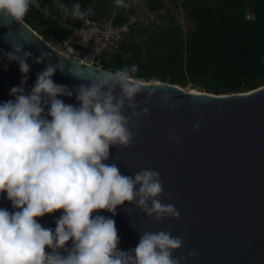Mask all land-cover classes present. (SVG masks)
Returning a JSON list of instances; mask_svg holds the SVG:
<instances>
[{"label":"clouds","instance_id":"9594fccd","mask_svg":"<svg viewBox=\"0 0 264 264\" xmlns=\"http://www.w3.org/2000/svg\"><path fill=\"white\" fill-rule=\"evenodd\" d=\"M115 3L126 6L127 0ZM55 6L65 18L93 11L79 0L71 6L56 0ZM32 7L40 8L41 0H0V24L22 21ZM15 35L19 42L5 39L12 47L3 54L24 75L9 89L11 98L0 101V194L12 204L11 210L0 207V264H183L186 257L174 254L182 248L183 237L163 228L140 231L135 247L118 246L114 216L125 201L157 222L180 215L174 202L160 198L164 189L157 169L124 173L110 153L112 147L135 142L140 118L149 112L136 99L147 89L146 104L154 92L136 75L139 65L94 69L85 75L66 64V58L77 62L69 57L58 55L53 63L50 52L33 56L23 50L28 40L22 33L17 30ZM29 58L47 61L30 89L25 86ZM66 67L82 82L73 87L56 82L54 73ZM73 95L74 103L62 98ZM169 98L165 93L159 100L169 103ZM193 127L199 128V121ZM168 136L178 139L171 132ZM57 209L63 211L55 217L54 228L37 219Z\"/></svg>","mask_w":264,"mask_h":264},{"label":"water","instance_id":"95a60500","mask_svg":"<svg viewBox=\"0 0 264 264\" xmlns=\"http://www.w3.org/2000/svg\"><path fill=\"white\" fill-rule=\"evenodd\" d=\"M9 29L12 32L4 38ZM17 30L28 40L23 50L33 56L50 52L53 63L58 55L69 57L23 20L0 24V101L11 98L9 89L20 84L24 75L18 63L3 54L12 47L5 39L19 42ZM75 61L65 60L85 75L101 69ZM27 62L30 71L25 86L30 89L47 61L35 63L29 58ZM53 79L69 87L82 82L67 67L57 69ZM143 81L154 88L153 95L145 104V89L136 99L149 112L140 118L135 142L126 148L112 147L110 153L124 173L157 169L164 189L160 198L165 203L174 202L180 215L157 222L125 201L114 216L118 246L135 247L140 231L163 228L183 237L182 248L174 253L186 257L183 264H264V85L244 92L213 94L159 80ZM165 93L169 103L159 100ZM62 98L76 102L75 95ZM197 121L200 127L194 128ZM170 132L178 139H170ZM0 207L12 208L4 194H0ZM62 211L57 209L37 219L54 228L55 217ZM98 211L112 215L106 209ZM191 250H195L194 256L188 255Z\"/></svg>","mask_w":264,"mask_h":264},{"label":"trees","instance_id":"16d2710c","mask_svg":"<svg viewBox=\"0 0 264 264\" xmlns=\"http://www.w3.org/2000/svg\"><path fill=\"white\" fill-rule=\"evenodd\" d=\"M131 1L122 6L115 0H79L93 11L65 18L56 0H41V7H32L23 21L52 44L69 39L73 29L86 22L126 24L127 31L113 44L118 46L100 55L99 66L114 69L136 63L142 80L190 85L213 94L264 85V0H181L176 11L189 23L188 30L166 11V0H144L160 25L150 29L130 23ZM62 2L71 6L74 0Z\"/></svg>","mask_w":264,"mask_h":264},{"label":"built area","instance_id":"2783aa9c","mask_svg":"<svg viewBox=\"0 0 264 264\" xmlns=\"http://www.w3.org/2000/svg\"><path fill=\"white\" fill-rule=\"evenodd\" d=\"M127 29L126 24H99L90 21L73 29L77 32L74 40L65 39L54 47L75 60L99 66L103 51L113 45Z\"/></svg>","mask_w":264,"mask_h":264},{"label":"rangeland","instance_id":"374dc122","mask_svg":"<svg viewBox=\"0 0 264 264\" xmlns=\"http://www.w3.org/2000/svg\"><path fill=\"white\" fill-rule=\"evenodd\" d=\"M181 0H166V11L169 10V13H172L176 15L179 20L181 21L184 30H188V22L182 16L179 12L176 11V5L180 2ZM128 6L130 8V14H129V22L130 23H135L138 26H143V27H150V29L155 28L157 25H160L161 22H155L154 18L152 15L148 12L144 0H132L130 3H128ZM164 12V11H163ZM77 36V32L73 31L70 39L74 40ZM50 43V42H49ZM52 46H56L57 44H52ZM118 45H112V47H107L105 51L106 54L112 52L113 50L116 49ZM108 48H110L108 50Z\"/></svg>","mask_w":264,"mask_h":264}]
</instances>
